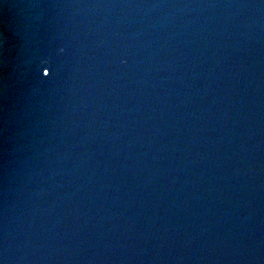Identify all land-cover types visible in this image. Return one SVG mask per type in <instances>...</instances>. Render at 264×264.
<instances>
[{
  "label": "water",
  "instance_id": "95a60500",
  "mask_svg": "<svg viewBox=\"0 0 264 264\" xmlns=\"http://www.w3.org/2000/svg\"><path fill=\"white\" fill-rule=\"evenodd\" d=\"M0 264H264V0H0Z\"/></svg>",
  "mask_w": 264,
  "mask_h": 264
}]
</instances>
